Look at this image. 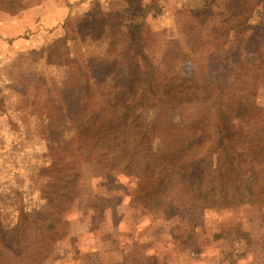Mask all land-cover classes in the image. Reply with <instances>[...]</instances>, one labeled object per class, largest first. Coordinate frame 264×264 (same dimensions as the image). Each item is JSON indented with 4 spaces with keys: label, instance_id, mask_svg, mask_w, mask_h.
I'll list each match as a JSON object with an SVG mask.
<instances>
[{
    "label": "rangeland",
    "instance_id": "rangeland-1",
    "mask_svg": "<svg viewBox=\"0 0 264 264\" xmlns=\"http://www.w3.org/2000/svg\"><path fill=\"white\" fill-rule=\"evenodd\" d=\"M262 132L264 0H0V264H264Z\"/></svg>",
    "mask_w": 264,
    "mask_h": 264
},
{
    "label": "trees",
    "instance_id": "trees-1",
    "mask_svg": "<svg viewBox=\"0 0 264 264\" xmlns=\"http://www.w3.org/2000/svg\"><path fill=\"white\" fill-rule=\"evenodd\" d=\"M11 13L13 15H17L19 13V10H17V11L15 10ZM80 103H82V99H81ZM243 103L246 104L245 101ZM235 115H236V113L233 110H228L227 116H229V117L231 116V119L233 117V119L231 121L232 124H235V122H236V120H234V119H236ZM239 117H240V122H243L245 125H248L250 123L249 120L251 121V119L254 117V115H252L251 112H249V109L246 108L242 112L241 116H239ZM115 125H116L115 123H111V121L109 122V127L111 129ZM104 127H105L104 124H99V126H96L95 133L97 134L98 137L103 136V133L106 134ZM79 129H81V128H79ZM115 132H117V131H115ZM167 132H168V129H167ZM206 132L207 131H205L204 134H206ZM82 133H83V131H82ZM256 137L260 138V140L257 143L255 141ZM247 138L250 140V144H246V145H250V148H253V149L255 148L254 151L261 153L264 157V132L248 134ZM102 139H104V138H102ZM184 148H185V146H182L178 149V146H174L171 143V154L170 155L171 156H177V157H176L175 163L173 165V169L175 170V172L170 173L169 176H167L166 174H165V176H163L162 168L160 166V162L159 163L153 162V165H152L151 161H149L148 159H141V158L135 156L136 154L134 153V151H130L128 149L124 150V152H125L124 158L121 159L120 162L125 160V162L123 164V167H124L123 171L124 172H128V173H130V172H141L142 173V171H143V174H142L143 177L149 181V183L147 185H149V186L154 185V189H157L158 192L163 188V186H165V188H163L161 193H164L166 191V188L168 190L173 189L174 193L181 194V195H178L181 198L183 195L185 196V194L187 195L189 193L185 189L181 188V181L185 176H187V174H182L181 171L179 170V163H180L179 157L180 156L182 157V154L185 151ZM230 148L231 147L228 145L227 146L223 145L222 149L224 151V150L230 149ZM139 150H140V148H139ZM146 158H148V157H146ZM166 158L171 159L170 157H166ZM112 160L114 161V159H112ZM203 161H204V163L207 164L206 160L198 161L196 163V165L201 164V166L198 167V169L202 168ZM206 164H204V165H206ZM208 164H211V162H208ZM194 165L195 164H192L191 166H194ZM139 167H144V170H137ZM177 172H178V174L175 176V174ZM201 173H202V178L200 181H203L204 179L208 180L209 178H210V180L212 179L211 178V174L213 173L212 171L209 174V176L208 175L206 176V178L203 175L204 172H201ZM199 178H200L199 176H198V178H194V174L192 175V178H191V174H190V181H192L193 183L194 182L199 183V182H197V180ZM192 191H193V189L191 190V193H192ZM253 191H254V189L253 190L247 189L246 192H247L248 197L252 198L251 194L253 193ZM235 193L237 195V192H235ZM223 198L226 200L229 199L228 195L223 196Z\"/></svg>",
    "mask_w": 264,
    "mask_h": 264
}]
</instances>
